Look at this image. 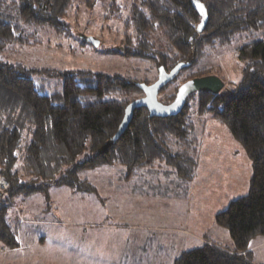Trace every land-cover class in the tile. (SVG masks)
<instances>
[{
    "label": "trees",
    "instance_id": "16d2710c",
    "mask_svg": "<svg viewBox=\"0 0 264 264\" xmlns=\"http://www.w3.org/2000/svg\"><path fill=\"white\" fill-rule=\"evenodd\" d=\"M73 1L0 0V52L36 43L34 34L26 32L21 22L64 29L63 18ZM141 2L142 9L133 5L131 22L136 42L128 47V54L148 57L165 72L178 64L186 65L159 89L160 102H171L184 81L209 73L199 68L190 70L209 50L236 38L243 40L238 48L243 64L240 79L224 92L200 90L189 94L174 116L151 117L145 107H138L110 143L126 105L143 95L137 80L90 71L67 72L60 91L44 94L29 75L34 70L0 57V93L8 91L7 101L0 102L2 121L17 118L24 104L30 109L32 123V135L25 144L16 126L0 130V179L8 184L0 192V244L7 249L19 246L20 222L11 218V213L10 219L8 216L12 200L46 192L55 185L89 191L91 184L82 178L87 169L117 163L130 175L137 169L164 164L181 174V161L188 162L181 160V154L187 156L185 149L172 151L165 143L173 138L175 145L188 147L185 137L188 131L193 136L189 106L194 99L199 114H208L225 125L242 144L251 176L246 193L231 200L214 217L216 224L228 231L233 244L205 242L181 252L172 264H264L254 260L249 248L253 238L264 236V0H201L207 10L201 32L196 29L200 16L191 0ZM12 11L18 21L10 19ZM181 74L173 90L166 91ZM133 94L138 95L131 97ZM189 141L196 142L197 138ZM85 150L87 156L77 159Z\"/></svg>",
    "mask_w": 264,
    "mask_h": 264
},
{
    "label": "rangeland",
    "instance_id": "374dc122",
    "mask_svg": "<svg viewBox=\"0 0 264 264\" xmlns=\"http://www.w3.org/2000/svg\"><path fill=\"white\" fill-rule=\"evenodd\" d=\"M133 5L143 8L141 0H74L63 18L64 29L21 22L26 32L34 34L36 43L22 44L15 50L6 48L0 52V57L7 62L34 70L29 75L35 87L44 94L60 91L63 74L67 72L90 71L123 76L137 80L138 83H151L158 75L154 61L127 52L128 47L134 46L136 42L135 27L131 22ZM11 15V20L18 21L14 11ZM242 42L241 38H236L229 44L209 50L190 71L199 68L209 71L205 75L213 74L220 77L224 82L220 91L224 92L241 77L243 64L238 56V48ZM42 69L47 71L40 73L39 70ZM181 77L182 74L166 91L171 92ZM6 95L8 91L3 89L0 93V102L3 104L7 101ZM136 95L138 94L131 97ZM19 112L17 118L6 122H3L0 116V130L3 126L9 128L16 126L21 131V141L25 144L32 135L31 113L29 107L24 104L20 105ZM189 116L194 119L192 133L197 141H189L193 136L188 131L185 137L188 147L181 143L175 145L173 138L166 140L165 143L172 151L184 148L187 156L181 154V160L185 158L188 160L181 161L180 165L183 167L181 174H178L173 166L166 165L172 172V175L164 174L163 177L169 182L168 187L172 188L170 193L164 190L165 193H160L161 196L155 195L149 199L150 194L138 195L132 187L130 190L128 188L119 191L117 185H110L114 181L110 179L111 177L113 179L120 177L117 171L122 169L126 172V169L117 163L87 169L82 173V178L91 184V190L65 186L74 191L84 192L82 194L84 197L80 195L78 200L69 195V198H72L70 201L80 202L78 216L74 218L79 225L68 226L67 232L72 233H68L66 237L72 238L73 235L74 244L83 242L86 247L91 246L95 249L96 256L100 255L101 260L117 261V256L120 257L117 244L121 243L117 229H125L127 225L130 228L140 223L143 225L162 223L181 227L180 230L185 231H171L166 237L157 234L159 243L155 246L161 248L155 251L159 253L168 251L171 254L167 259L169 261L164 259L167 263L163 261L160 263L158 260V264H172L181 252L201 246L205 242L232 245L228 231L217 225L214 217L231 200L246 193L251 164L242 144L232 137L225 125L208 114H199L194 99L190 102ZM87 154L88 151L85 150L77 159H83ZM149 175L153 176L154 173ZM101 177L105 178L101 179L102 184L99 181ZM32 200L34 199L21 196L12 200L9 219L10 213L11 218H18L20 221V218L27 216L28 211L33 212ZM95 200L97 203H94ZM61 202L68 204V209L74 207L66 199H62ZM69 228H73L72 231ZM188 233L197 237H192ZM30 236L25 235L22 239L28 240ZM122 240L124 241V238ZM138 243L139 240L130 243L128 253L124 254L125 260H137L135 254L142 248V246L138 248ZM143 244H146L145 241ZM165 246L169 247V250L164 249ZM257 254L259 258L263 257L261 251Z\"/></svg>",
    "mask_w": 264,
    "mask_h": 264
},
{
    "label": "crops",
    "instance_id": "0c3cea01",
    "mask_svg": "<svg viewBox=\"0 0 264 264\" xmlns=\"http://www.w3.org/2000/svg\"><path fill=\"white\" fill-rule=\"evenodd\" d=\"M117 169L119 170V168ZM150 173H154V175L151 176L149 175ZM171 173V170L166 167V165L147 169H137L136 172L130 173V175H126V172L121 169L119 172L117 171L120 177L117 179L111 177L110 179L114 181L109 184L117 185L119 191L128 188L130 190L132 187L135 192H138V195H143V193L150 194L148 197L150 199L154 198L155 195L161 196L160 193L164 194L166 190H168L169 193L171 192L172 188L168 187L169 182H166V179L163 178L164 174L170 176L172 175ZM101 179L105 178L101 177L99 179L102 184ZM133 180H135V182ZM122 183L129 184H124L122 186ZM152 186L157 189H154ZM56 188H58V190H56ZM83 193L84 192L74 191L71 188L61 186L50 187L46 193L42 192L28 196L29 199H34L32 200L34 201L32 202L34 203V211H28L26 217L23 216L20 218L18 247L7 249L0 244V264H158L159 261L160 263L162 261L167 263L164 259L167 260L168 257L171 256L170 252L161 251L159 253V251H155L159 249V247L161 248V246H155L159 243L158 235L162 234V237H166L171 231H185H181V227L162 223H151L152 225L133 223V227L129 228V225H127L125 229H117L121 239V243L119 245L117 244V251H120V257L117 256V261L101 260L99 258L100 255L96 256L95 249L91 246L86 247L83 242L74 244L73 235H71L72 238L69 235L68 238L66 237L69 233L67 232V227H77L76 225H79V222L74 221V218L78 216L77 210L80 207V202L70 201L72 198H69V195L78 200L80 195V197H84L82 195ZM91 194H93V192H91ZM143 196H145V194ZM62 199L68 200L74 207L68 209V204L61 202ZM94 203H97V200H95ZM147 213L149 214L148 211ZM151 214H153V212ZM69 229L72 231L73 228ZM25 235L31 236L28 240H23L22 237ZM189 235L197 237L192 233ZM155 236L157 238H155ZM122 238H124V241ZM134 240H139L138 248L142 246L141 251H137L135 254V257L137 256L138 258L137 260H125L124 254L128 253V249L131 247L130 243ZM144 241L146 244H143ZM123 248L124 250H122ZM249 248L253 251L254 260L258 263H264V251L262 250L264 249V236L253 238L249 243ZM164 249L169 250V247L165 246ZM260 251L263 254L262 258H259L257 254V252Z\"/></svg>",
    "mask_w": 264,
    "mask_h": 264
},
{
    "label": "water",
    "instance_id": "95a60500",
    "mask_svg": "<svg viewBox=\"0 0 264 264\" xmlns=\"http://www.w3.org/2000/svg\"><path fill=\"white\" fill-rule=\"evenodd\" d=\"M191 3L200 16V20L196 26V29L198 32H201L207 21L206 7L201 2V0H191ZM184 66L186 65L178 64L169 72H165L164 70L159 69L157 78L153 82L149 84L138 83V86L139 88H141L143 95L133 99L126 105L123 119L113 138L110 140V143H113L122 133V131L128 124L134 109L138 107H145L148 110L149 116L151 117L174 116L182 110L189 94L198 92L200 90H210L214 93H217L222 89L224 85L223 80L216 75L207 74L184 81L178 86L175 97L171 102L167 104L160 102L157 99L159 89L168 82L172 81L174 77L177 76L180 69Z\"/></svg>",
    "mask_w": 264,
    "mask_h": 264
},
{
    "label": "built area",
    "instance_id": "2783aa9c",
    "mask_svg": "<svg viewBox=\"0 0 264 264\" xmlns=\"http://www.w3.org/2000/svg\"><path fill=\"white\" fill-rule=\"evenodd\" d=\"M8 184L6 180L0 179V192L4 191L7 188Z\"/></svg>",
    "mask_w": 264,
    "mask_h": 264
}]
</instances>
